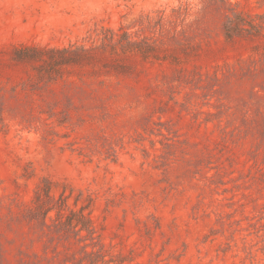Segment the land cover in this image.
Returning <instances> with one entry per match:
<instances>
[{"label": "rangeland", "instance_id": "1", "mask_svg": "<svg viewBox=\"0 0 264 264\" xmlns=\"http://www.w3.org/2000/svg\"><path fill=\"white\" fill-rule=\"evenodd\" d=\"M237 14L264 0H0V264H264V21Z\"/></svg>", "mask_w": 264, "mask_h": 264}, {"label": "trees", "instance_id": "2", "mask_svg": "<svg viewBox=\"0 0 264 264\" xmlns=\"http://www.w3.org/2000/svg\"><path fill=\"white\" fill-rule=\"evenodd\" d=\"M174 11L179 12L180 14L182 13L180 9L176 10L174 9ZM250 20H247V18H245L244 16H242V14H237V18H239V22H234L233 19H229V24L227 25V31L228 34L231 35L236 31H241L243 29H247L245 28V25H249L250 26V30H254V31H259L260 26H262L263 23V17L262 15H258L256 17H253L251 15H249ZM257 19H260V21H257ZM249 30V29H247ZM82 226L83 228L88 226V221H86V216L84 215L83 211L80 212H76V227L78 226Z\"/></svg>", "mask_w": 264, "mask_h": 264}]
</instances>
